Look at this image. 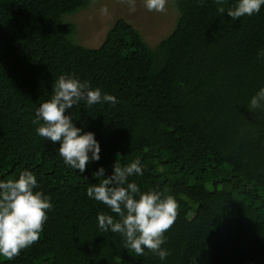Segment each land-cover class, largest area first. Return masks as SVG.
Segmentation results:
<instances>
[{"label": "trees", "instance_id": "trees-1", "mask_svg": "<svg viewBox=\"0 0 264 264\" xmlns=\"http://www.w3.org/2000/svg\"><path fill=\"white\" fill-rule=\"evenodd\" d=\"M170 1L175 27L157 45L119 18L87 47L63 17L90 0H0V180L31 170L53 205L38 241L0 264H264V109L247 108L264 85V6L233 20L217 10L232 0ZM60 75L118 100L66 110L101 144L83 174L32 123ZM136 159L144 174L129 180L178 203L164 261L101 232L97 215L115 214L86 194L101 165Z\"/></svg>", "mask_w": 264, "mask_h": 264}, {"label": "clouds", "instance_id": "clouds-1", "mask_svg": "<svg viewBox=\"0 0 264 264\" xmlns=\"http://www.w3.org/2000/svg\"><path fill=\"white\" fill-rule=\"evenodd\" d=\"M129 11L136 10V0H123ZM168 0H143L149 12L164 13ZM223 5L226 0H215ZM204 4L205 0H197ZM264 0H232L230 7H219L233 20L259 13ZM107 12V8L101 9ZM264 58V51L258 54ZM87 107L110 103L115 106L117 97L102 93L99 87L92 88L89 82L75 75H60L53 84L50 99L42 102L35 110L32 123L39 125L36 133L55 145L59 142L58 153L63 163L83 174L86 165L101 159V144L92 131H84L73 121L66 110L78 108L81 103ZM249 111L264 109V85L251 96L247 105ZM42 122V123H41ZM101 165L93 176L97 183L86 189L89 198L98 201L115 217L101 212L97 215V227L101 232L119 233L124 240V248L134 256L147 255L146 249L164 261L170 254L162 245L165 232L174 224L178 203L174 196L162 191H142L129 177L143 176L144 170L139 159L125 165L116 161L110 175ZM39 188L36 175L28 169L19 173L18 178L0 180V260H12L21 250L31 247L38 241L47 220L48 210L53 205L51 198Z\"/></svg>", "mask_w": 264, "mask_h": 264}, {"label": "rangeland", "instance_id": "rangeland-1", "mask_svg": "<svg viewBox=\"0 0 264 264\" xmlns=\"http://www.w3.org/2000/svg\"><path fill=\"white\" fill-rule=\"evenodd\" d=\"M135 7L136 10L130 12L123 0H90L87 7L65 14L63 19L76 24L75 38L77 36L79 43L87 47H99L119 18H124L141 31L152 46L157 45L174 29L177 11L170 0L164 13L147 11L143 0H136ZM103 8H107V12H102ZM186 223L187 219L184 220Z\"/></svg>", "mask_w": 264, "mask_h": 264}]
</instances>
